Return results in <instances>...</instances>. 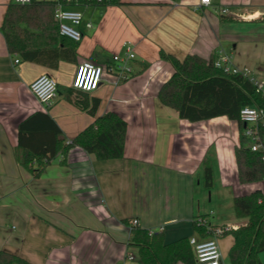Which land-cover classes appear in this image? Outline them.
<instances>
[{
    "label": "crops",
    "instance_id": "1",
    "mask_svg": "<svg viewBox=\"0 0 264 264\" xmlns=\"http://www.w3.org/2000/svg\"><path fill=\"white\" fill-rule=\"evenodd\" d=\"M36 1L83 13L82 39L65 50L71 60L54 68L24 61L9 52L1 30L14 2L0 0V251L33 264H138L137 249L129 247L133 219L139 220L138 228L163 234L166 244L183 238L202 242L195 230L201 219L212 231L244 225L236 218L234 199L258 189L264 193V181H239V124L227 116L191 122L158 95L174 72L163 54L180 60L188 55L217 60L226 54L231 68L264 83V0H211L208 5L122 0L110 6ZM224 8L229 14H221ZM126 43L135 59L129 63L132 73L121 79L113 58L124 56ZM88 60L105 69L92 93L72 87L79 64ZM42 75L58 82V95L48 108L30 90ZM108 113L128 124L122 158L99 160L75 147L65 158L55 156L38 176L23 166L25 143L38 152L52 148L55 128L45 115L69 143ZM206 161L214 170L211 190L204 185ZM211 196L217 209L210 205ZM234 241L232 235L218 240L220 250L226 243L225 264H231ZM259 257L264 264V252Z\"/></svg>",
    "mask_w": 264,
    "mask_h": 264
},
{
    "label": "trees",
    "instance_id": "2",
    "mask_svg": "<svg viewBox=\"0 0 264 264\" xmlns=\"http://www.w3.org/2000/svg\"><path fill=\"white\" fill-rule=\"evenodd\" d=\"M122 0H102L93 4L121 5ZM82 1L80 3H85ZM56 2L33 0L28 5L11 3L6 11L1 30L9 52L19 55L25 61L35 62L54 68L59 61L71 60L65 50L77 42L60 35L55 19ZM99 54L95 52L94 55ZM174 67L172 77L161 87L159 99L163 105L179 112L183 119L191 122L227 116L236 121L240 129V144L235 150L239 181L242 184L264 181V119L257 125L258 143L262 150L253 151V138L246 135L247 125L241 120L240 112L245 107L264 108V94L244 74L228 73L216 66V58L188 55L180 60L172 55H162ZM74 89V88H73ZM75 90V89H74ZM99 102L90 113L96 116ZM54 131L51 133V149L38 150L25 143L23 166L36 176L41 173L58 154L65 158L71 149L80 147L99 160L120 159L124 156L127 136V122L116 113L97 117L95 122L76 136L71 142L52 119ZM26 124V123H25ZM26 135V134H25ZM22 126L20 145L22 146ZM36 162L37 168H34ZM204 185L211 190L215 185L214 170L206 161L204 165ZM236 218L245 224L225 232L232 235L234 245L229 252L231 264H262L260 254L264 252V193L258 189L248 195L234 199ZM195 230L203 241L214 237V232L206 225L195 222ZM129 247L137 249L138 264H197L196 252L190 239L183 238L166 244L163 234L150 235L148 230L132 229ZM0 264H33L17 255L0 251Z\"/></svg>",
    "mask_w": 264,
    "mask_h": 264
},
{
    "label": "built area",
    "instance_id": "3",
    "mask_svg": "<svg viewBox=\"0 0 264 264\" xmlns=\"http://www.w3.org/2000/svg\"><path fill=\"white\" fill-rule=\"evenodd\" d=\"M33 0H13L15 4L28 5ZM74 3H80L85 0H68ZM93 0H86V2H92ZM96 2H101L102 0H95ZM201 5L211 4V0H201ZM221 14H229L228 9H221ZM55 19L59 24V32L61 36L69 38L74 42H80L82 39V33L79 30L83 22V13L74 10H65L60 6L55 9ZM91 27V25H88ZM114 61L119 63V76L121 79L126 78L132 73V67L129 63L135 59V54L133 52V46L130 43L125 44V54L124 56L115 55ZM19 59L15 60L18 64ZM216 66L222 68L228 73H238L239 70L231 68V58L226 54H221L216 60ZM104 66L96 64L92 61H84L79 64L76 75L72 84V87L76 91L84 93H92L96 91L103 80ZM254 84L258 86V91L264 94V83L259 84L253 79H250ZM30 90L35 98L45 107H50L57 95H58V82L55 78L50 75H42L37 80H35L31 86ZM241 120L247 125L246 135L253 138L254 142L252 144L253 151L262 150V145L258 143V133L257 125L264 119V108L256 107H245L240 112ZM200 225H206L203 219L199 220ZM140 222L138 219H133L131 221L130 227L138 228ZM235 229L230 226H225L222 228H216L213 230L214 237L207 241L198 242L195 238L190 240V244L193 246L196 252L197 264H225L222 261V254L219 246V238H221L225 232ZM150 235H153V231H149ZM130 261H134L135 257L132 254L128 255Z\"/></svg>",
    "mask_w": 264,
    "mask_h": 264
},
{
    "label": "rangeland",
    "instance_id": "4",
    "mask_svg": "<svg viewBox=\"0 0 264 264\" xmlns=\"http://www.w3.org/2000/svg\"><path fill=\"white\" fill-rule=\"evenodd\" d=\"M208 195H209V193H208ZM208 198H209V196H208ZM211 203H210V205L212 206V208H214V209H217V207H216V205L215 204H217V202H216V198L215 197H213L212 198V196H211ZM225 241V240H224ZM226 243H223V245H222V247H221V251H222V254L224 255V256H228V252H226L227 251V248H226Z\"/></svg>",
    "mask_w": 264,
    "mask_h": 264
}]
</instances>
